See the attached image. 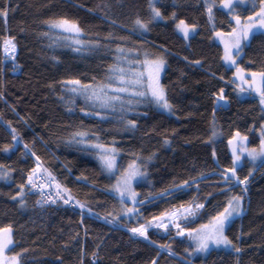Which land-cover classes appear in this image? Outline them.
Returning a JSON list of instances; mask_svg holds the SVG:
<instances>
[{"label":"trees","instance_id":"trees-1","mask_svg":"<svg viewBox=\"0 0 264 264\" xmlns=\"http://www.w3.org/2000/svg\"><path fill=\"white\" fill-rule=\"evenodd\" d=\"M105 2L109 5L107 10L97 7ZM4 3L10 4V11L6 19L0 17V57L4 55L3 40L14 38L19 68L13 72L9 60L0 74V94L3 97L0 99V148L12 142L8 121L22 142L15 152H0V164L14 169L10 180H0V227H12L14 239L18 242L14 252L27 248L26 264H80L82 248L85 264H91L94 252L98 264H151L156 249L141 239L132 238L125 227L126 224L135 226V221L129 223L120 219L112 226L104 220L89 217L88 209L100 216L119 211L118 201L108 190L115 177L109 179L101 171L95 152L83 150V145L67 144L70 134L82 127L99 135L100 142L117 147L121 171L135 158L134 154L147 157L156 153L147 168L150 183L136 185L140 199L148 201L141 209L148 219L196 195L195 191L189 190L186 195L169 194L152 201V197L165 188H171L173 182L179 184L202 171L211 172L214 167L213 147L220 165H231L228 139L234 132L238 130L248 136L250 146L259 145L264 112L258 97L253 93L238 94L236 85L227 83L233 79L234 68L227 70L221 66L222 45L210 39L212 30L207 24L203 4L198 0H159L157 5L166 18L175 12L177 21L184 19L187 23L198 24L197 34L188 42L174 31V22L170 19L153 24L142 37L130 35L137 16L148 17V0H0V6ZM87 9L94 11L89 13ZM105 11L107 18H104ZM59 17L77 20L86 32L85 39L114 32L117 36L127 37V47L154 54L166 48L168 66L162 83L175 106L174 114L143 107L135 109L129 117L137 119L138 128L124 131L115 119L104 122L97 117L85 116L81 112L82 101H78L69 113L59 99L63 94L60 82L81 79L88 83L94 76L103 78L107 65L112 63L113 51L102 48L98 52L76 53L68 47L54 46L55 34L41 35L48 31L43 22ZM227 19L217 12L218 30L230 31ZM111 20L116 21V27L110 24ZM115 47L116 43L110 45V49ZM185 56L189 60H201L203 66H189L182 59ZM241 56L239 65L245 71L264 70V39H254ZM209 73H215L216 78ZM220 76L224 80L218 79ZM221 87L225 88L228 104L213 117L210 93L218 92ZM145 111L147 116L136 115ZM213 118L217 131L221 133L215 145L205 143L211 135ZM164 139L171 141L170 147L163 144ZM24 143L40 157L43 166L57 181L86 205L83 223L80 208L40 207L36 203L39 198L32 191L26 192L24 208L20 207L18 200L11 199L19 191L18 185L26 181L31 168L36 166L30 154L28 157L23 155ZM250 168L251 165L245 162L238 173L241 179L248 175ZM215 182L216 178L212 177L200 183L201 202L208 193L214 195L203 214L187 225L189 228L206 222L210 215L222 210L226 198L215 195L218 191L213 186ZM240 192V188L235 190V194ZM244 207V215L235 220L227 235L243 249L240 264H264V167L256 168L250 177ZM151 233L150 239L159 244H171L175 253L174 256L162 253L158 264H187L189 260L191 264H236L235 253L227 254L223 250H212L206 257H189L185 248L190 241L187 237H177L174 228L168 233L152 229Z\"/></svg>","mask_w":264,"mask_h":264},{"label":"snow or ice","instance_id":"snow-or-ice-1","mask_svg":"<svg viewBox=\"0 0 264 264\" xmlns=\"http://www.w3.org/2000/svg\"><path fill=\"white\" fill-rule=\"evenodd\" d=\"M203 4L204 12L207 16V24L212 30L213 43L216 39L223 46V52L220 56L222 67L227 70L235 69L233 79L227 83L235 84L238 94L255 93L259 99L261 111L264 112V70L253 71L247 75L251 79H246L245 69L239 65V59H242L241 53L251 45L256 38L264 39V0H198ZM159 0H148L149 15L146 19L139 16L133 21L130 35L143 36L148 32L153 24L170 19L174 22V31L180 34L187 42L192 39L198 32L197 23H187L184 19L176 20V13L173 12L170 17L166 18L157 5ZM98 8L107 10L109 5L105 2L97 5ZM243 12L249 13L244 15ZM10 11V4L4 3L0 6V17L5 19ZM93 13V9H87ZM228 17L227 24L230 31L218 30L216 27V14ZM107 18V11L105 17ZM113 27H116V21H109ZM48 31L41 35L49 37L55 34L53 45L71 48L73 52L81 53L84 51L98 52L102 48L113 51L112 63L108 64L105 69L103 78L97 79L92 77L91 82L84 83L81 79H68L60 82L62 95L59 99L65 104L69 113L74 110L78 101H82L83 107L81 112L85 116L97 117L100 121L117 120L123 126L124 131H135L138 128L137 119L130 118L129 113L138 108L156 109L162 113L174 114L175 106L168 98L167 88L162 83V73L168 66L166 55L168 50L162 49L159 54L151 53L147 50L142 51L140 48L127 47L125 41L127 37L117 36L114 32H109L103 37L97 36L94 39H85L86 32L77 20L67 17L49 19L43 22ZM116 43L115 49H110V45ZM50 45V46H53ZM3 57H0V74L4 72L7 62L12 63V71L15 72L19 65L16 63L17 45L14 38H5L3 40ZM56 59V57H53ZM189 66L202 67L201 60H189L188 57H182ZM214 79L215 73H209ZM183 75V72L181 73ZM218 79L224 80L223 76ZM239 82V83H237ZM0 94V99H2ZM211 103L213 105V117L216 111L223 109L228 104L227 93L224 87L219 88L218 92L210 93ZM15 111V109H13ZM137 116H147V111L136 113ZM23 119V117H21ZM211 135L207 144L215 145L217 138L221 135L215 127V119L212 120ZM8 128L11 129V143H6L0 148V152L5 154L15 152L22 138L17 130L12 127L11 121L7 122ZM69 145H83V150L95 152L96 159L100 169L107 174L108 178L115 177V183L109 186V192L118 201L120 209L109 211L105 216L98 213L93 214L88 209L89 217L92 219H101L108 224H118L120 219L127 222L135 221V226L128 227L127 231L132 238L141 239L156 249V257L151 264H158V258L164 252L168 256H174L171 244H159L156 240L150 239L151 230H163L165 233L171 229L176 230L177 237H187L190 244L185 248L189 257L198 254H207L212 250H223L227 254L235 253L236 264H240V255L243 249L234 243L227 235L228 229L232 226L237 218L245 213L244 199L248 192L250 177L258 167H264V125L260 128V141L257 147H249V137L242 135L238 130L228 139V146L231 151V165L222 167L217 157V151L213 147L211 157L214 164L211 172H200L198 176H192L189 179L182 180L179 184L173 182L171 188H165L152 197V201L157 198H163L169 194H184L189 190L195 191L190 200L181 203L179 206L173 205L165 209L159 215H153L145 219L141 209L148 202L140 199V194L135 191L134 185L142 181H147V168L156 158L153 152L147 157L134 154L135 158L124 168L120 170L119 149L115 146H109L100 142V136L95 132L78 128L73 131L66 141ZM115 141H113V145ZM165 146H171V141L164 139ZM23 155L28 157L29 154L34 158L36 166L31 168L24 183L18 185L19 191L11 197L12 200L19 201L21 208L26 206L25 195L28 191L38 190L39 197L37 205H56L62 201L64 205H70L74 201L71 190L61 185L56 177L43 166L40 157L32 148L24 143ZM245 162L251 165L248 175L243 179L239 172L245 166ZM14 171L11 167L0 164V180L8 181ZM119 173V174H117ZM215 177L216 182L213 185L218 191L215 195L224 196L225 202L222 210L216 211L210 215L206 223H201L197 228H189L187 225L198 219L208 206L213 193H208L204 201L199 199L200 183L206 179ZM81 179V178H77ZM150 183V181H149ZM55 188V194L46 189ZM237 188L241 189L239 194H235ZM180 198L179 195L176 196ZM73 207H79L81 210V223H83V214L86 205L75 201ZM110 217V218H109ZM143 221V222H142ZM240 238L237 237V240ZM18 242L14 239V231L11 226L0 227V264H26L25 254L27 248L20 252H14ZM91 264H98L97 253H93ZM59 259V258H58ZM80 264H85L83 259V248L81 249ZM191 264V260L187 262Z\"/></svg>","mask_w":264,"mask_h":264},{"label":"rangeland","instance_id":"rangeland-1","mask_svg":"<svg viewBox=\"0 0 264 264\" xmlns=\"http://www.w3.org/2000/svg\"><path fill=\"white\" fill-rule=\"evenodd\" d=\"M217 43H219V40L218 39H216L215 40ZM188 42V41H187ZM222 48H223V46H222ZM241 55H242V53H241ZM234 71H235V69H234ZM164 73V72H163ZM163 73H162V76H163ZM248 73H250V72H247V71H245V74H246V79H250V76H248L247 74ZM239 83V82H238ZM248 94V93H247ZM254 95H255V93H253ZM166 114H168V113H166ZM168 115H170V114H168ZM173 115V114H172ZM260 138V137H259ZM110 146V145H109ZM248 146L249 147H252V146H250V144L248 143ZM229 151H230V149H229ZM230 154H231V151H230ZM95 158H96V156H94ZM114 183H115V181H114ZM113 183V184H114ZM140 183H149V179H148V176H147V181H142V182H140ZM139 184V183H138ZM134 188H135V191L137 192V189H136V185H134ZM138 193V192H137ZM207 222V221H206ZM206 222H202V223H206ZM201 223H199V224H197L194 228H197V227H199V225H200ZM208 255V253L207 254H198V255H194V256H192V257H206Z\"/></svg>","mask_w":264,"mask_h":264},{"label":"built area","instance_id":"built-area-1","mask_svg":"<svg viewBox=\"0 0 264 264\" xmlns=\"http://www.w3.org/2000/svg\"><path fill=\"white\" fill-rule=\"evenodd\" d=\"M46 191H51L52 194L54 195L56 190H55V188H52V189H46ZM32 193H34L35 195H37L38 198L40 199L38 190H33ZM75 201H78V200H76V199L74 198L73 203L70 204V205H64V204L62 203V201L58 202V204H56V205H61V206H63V207L79 208V207H73ZM112 226H114V225H112Z\"/></svg>","mask_w":264,"mask_h":264},{"label":"crops","instance_id":"crops-1","mask_svg":"<svg viewBox=\"0 0 264 264\" xmlns=\"http://www.w3.org/2000/svg\"><path fill=\"white\" fill-rule=\"evenodd\" d=\"M250 79H251V77H250ZM238 83V82H237Z\"/></svg>","mask_w":264,"mask_h":264}]
</instances>
